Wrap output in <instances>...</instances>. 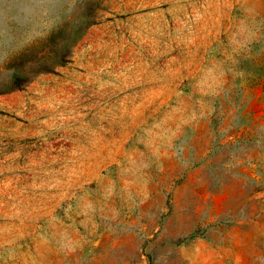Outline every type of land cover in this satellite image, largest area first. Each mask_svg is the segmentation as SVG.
I'll return each mask as SVG.
<instances>
[{
    "label": "rangeland",
    "instance_id": "obj_1",
    "mask_svg": "<svg viewBox=\"0 0 264 264\" xmlns=\"http://www.w3.org/2000/svg\"><path fill=\"white\" fill-rule=\"evenodd\" d=\"M0 264H264V0H0Z\"/></svg>",
    "mask_w": 264,
    "mask_h": 264
}]
</instances>
